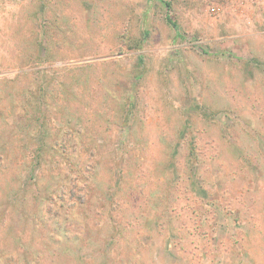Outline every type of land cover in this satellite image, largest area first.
<instances>
[{"label":"rangeland","instance_id":"rangeland-1","mask_svg":"<svg viewBox=\"0 0 264 264\" xmlns=\"http://www.w3.org/2000/svg\"><path fill=\"white\" fill-rule=\"evenodd\" d=\"M0 264H264V0H0Z\"/></svg>","mask_w":264,"mask_h":264},{"label":"trees","instance_id":"trees-1","mask_svg":"<svg viewBox=\"0 0 264 264\" xmlns=\"http://www.w3.org/2000/svg\"><path fill=\"white\" fill-rule=\"evenodd\" d=\"M166 5L169 6L170 3H169V2H166ZM167 17H168V21H169V22L175 27V29L178 31L179 27H178L176 21L172 18L171 15H168Z\"/></svg>","mask_w":264,"mask_h":264}]
</instances>
